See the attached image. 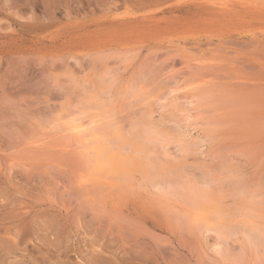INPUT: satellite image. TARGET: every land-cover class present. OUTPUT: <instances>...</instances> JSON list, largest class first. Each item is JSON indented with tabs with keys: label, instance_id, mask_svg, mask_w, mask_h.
Masks as SVG:
<instances>
[{
	"label": "rangeland",
	"instance_id": "374dc122",
	"mask_svg": "<svg viewBox=\"0 0 264 264\" xmlns=\"http://www.w3.org/2000/svg\"><path fill=\"white\" fill-rule=\"evenodd\" d=\"M77 117L124 153L155 121L170 144L138 154L185 195L83 186ZM193 186L226 234L193 221ZM0 264H264V0H0Z\"/></svg>",
	"mask_w": 264,
	"mask_h": 264
},
{
	"label": "bare ground",
	"instance_id": "6f19581e",
	"mask_svg": "<svg viewBox=\"0 0 264 264\" xmlns=\"http://www.w3.org/2000/svg\"><path fill=\"white\" fill-rule=\"evenodd\" d=\"M191 103L192 102H190V104ZM188 115H190V114H188ZM188 115H187V117H189ZM77 118L70 119L67 122L68 129L73 133V135L74 134L79 135L80 139L77 137L79 140H81V136H84V135L86 136L85 140L89 144L88 151L90 154H92L91 155L92 158H90L91 160L89 159L90 163L88 161V163L90 165V166H88V171H87V167H86L85 174H82L80 177V182L83 184V186H84V184H85V186H87L89 184H92V183L94 184V183L99 182V181H102L103 184H105L104 181L107 180V182H109L111 180V178L108 179V177L110 176V174L113 175L114 173H115L114 174L115 176L123 174L125 176L132 177V178L136 176V173L137 174L139 173V175H142V177H144V180L147 179L148 182L152 183V185L157 190L158 189L161 190V192L165 191V193H167V192L171 191L175 195L176 193H179L178 191L180 189H181L180 191L185 190L183 186H185L186 184H184V182L182 181L183 179L179 178V181L183 182V185H182L181 183H179V184L176 183V181L178 179L177 177H176L177 179L176 178H174V179L159 178L161 173L153 165L154 162L149 161V165H148L144 161V157L139 156V154H138L142 151L139 149L140 146L137 144V142H139L138 139L143 138L145 136L151 135V138L153 140L154 139L160 140V142H161L162 146L165 148V150L167 148L166 146L170 144L169 139L172 137V134L169 133L166 129H161L155 121H152L148 117H147L148 119L145 118V120L143 121V127H144L143 133H144V135H142L143 133H141V129L140 130H134L132 133H130L133 136L132 139L128 140V142L131 141V143H129L130 147H131V153H129V152L124 153L125 151L123 152L122 149L113 151L115 149L112 148V150H111L110 149L111 146L110 147L108 146L109 141H108V143L106 141H104L105 136H104V138L102 136V138L104 139V140H102V138H100V136H99L100 133L97 132L96 129H94L95 127L91 129L88 126V128L91 130L89 132L87 127H86L85 121H82L83 119L82 120L79 119L81 117H77ZM191 118H192V116H191ZM95 122H96V120L91 121V123H95ZM180 127L176 128V131L178 132L176 137H178V139L181 137L182 138L183 137L188 138L186 135H188L187 131L189 129H187V131H186L187 133H186L183 130V128L182 127L180 128ZM65 128L67 129L66 123H65ZM70 131H68V132H70ZM190 131H191V129H190ZM74 137L76 138V136H74ZM125 137H126L125 134L120 135V138L123 142L127 141V140H125ZM132 140H133V142H132ZM174 141H176L175 138H174V140H171V142H174ZM82 142L83 141H81V143ZM86 142H85V144H87ZM42 143H44V142H42ZM185 146H186V149L188 148V150L191 148V147L190 148L187 147L188 144L187 145L181 144V149H184ZM122 148H123V146H122ZM143 150H145L146 154L148 153V148H145ZM83 155H86V154H83ZM85 157H87V156H85ZM88 158L89 157H87V159ZM85 161H87V160H85ZM88 163L86 162L85 165L87 166ZM180 193L184 194L185 192L183 191ZM187 195H188L189 199L192 200L191 202H193V204H194L193 207H195L193 212H192V215L190 214L193 221L196 224H200L199 225L200 227H201V225H205V228L208 231H213V232L216 231L217 233H220V234L223 232V235L226 234V233H224V231H226L224 229H228L227 228L228 225H226V223L224 221L227 219L226 218H224L225 220L222 219V216H223L221 214L222 209L218 205V201H217L216 197H214V195H212V193H210L208 189L207 190L202 189V191H199L196 188L194 189V186L190 190H187ZM224 216H225V214H224ZM249 235L251 236V233ZM219 237L221 238L222 236L219 235ZM252 237H253V235H252ZM218 241H220V240H218ZM220 243H216L217 244L216 247L217 246L219 247L218 244H220ZM220 249H221V247L219 248V250ZM217 250H218V248H217Z\"/></svg>",
	"mask_w": 264,
	"mask_h": 264
}]
</instances>
